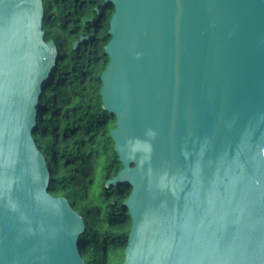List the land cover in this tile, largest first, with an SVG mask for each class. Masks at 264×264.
<instances>
[{
	"label": "water",
	"instance_id": "95a60500",
	"mask_svg": "<svg viewBox=\"0 0 264 264\" xmlns=\"http://www.w3.org/2000/svg\"><path fill=\"white\" fill-rule=\"evenodd\" d=\"M104 4L99 94L122 166L106 185L130 187L121 264H264V0ZM44 19L43 0H0V264H87L86 217L50 192L34 136L61 57Z\"/></svg>",
	"mask_w": 264,
	"mask_h": 264
},
{
	"label": "trees",
	"instance_id": "16d2710c",
	"mask_svg": "<svg viewBox=\"0 0 264 264\" xmlns=\"http://www.w3.org/2000/svg\"><path fill=\"white\" fill-rule=\"evenodd\" d=\"M44 6L43 28L61 53L54 78L42 95L41 120L34 133L40 150L51 160L49 190L66 196L86 217L81 245L86 263L109 264L119 255L116 264H121L131 226L123 206L130 187L106 185L122 166L110 136L115 119L103 109L99 94L100 76L108 63L104 47L110 39L113 8L103 6V0H44ZM97 164L103 182L95 193Z\"/></svg>",
	"mask_w": 264,
	"mask_h": 264
},
{
	"label": "flooded vegetation",
	"instance_id": "af4514ba",
	"mask_svg": "<svg viewBox=\"0 0 264 264\" xmlns=\"http://www.w3.org/2000/svg\"><path fill=\"white\" fill-rule=\"evenodd\" d=\"M44 1V0H43ZM103 6H111L112 7V5H105L104 4V0H103ZM95 10L97 11V12H99L100 13V11H101V9L99 8V6H95Z\"/></svg>",
	"mask_w": 264,
	"mask_h": 264
}]
</instances>
